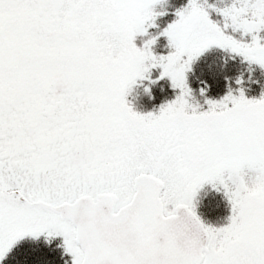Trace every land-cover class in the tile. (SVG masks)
Listing matches in <instances>:
<instances>
[{"label":"snow or ice","instance_id":"obj_1","mask_svg":"<svg viewBox=\"0 0 264 264\" xmlns=\"http://www.w3.org/2000/svg\"><path fill=\"white\" fill-rule=\"evenodd\" d=\"M164 2L0 0V262L46 235L72 264H264V94L200 111L186 75L212 47L264 68V0H189L157 56L136 39ZM155 68L180 95L141 114L127 97ZM206 184L224 226L198 214Z\"/></svg>","mask_w":264,"mask_h":264},{"label":"rangeland","instance_id":"obj_2","mask_svg":"<svg viewBox=\"0 0 264 264\" xmlns=\"http://www.w3.org/2000/svg\"><path fill=\"white\" fill-rule=\"evenodd\" d=\"M202 2V0H201ZM187 3H189V0H187ZM215 5L217 8H224L226 6H231L233 3V0H208V4ZM188 4H185L182 6V4H174L170 2V0H165L164 3L157 4L155 6V11L157 13H164L166 9H176V11H179L186 7ZM211 18L214 22H217L221 26H223L224 19L222 16L216 14L215 12H211ZM165 17L163 15H160L156 19V23L164 24L165 25ZM178 19V18H177ZM176 19V20H177ZM161 26V25H160ZM166 30V29H164ZM162 31L161 33H163ZM161 33L155 35V38L157 39L156 44L153 46L152 51L157 56H167L171 53L172 49L169 46V41L166 36L161 35ZM143 38H146L145 36H138L136 39V44L138 47H140V41L143 40ZM150 38V37H149ZM237 38H241L239 34H237ZM246 42H250L251 37L244 38ZM159 40L163 42H159ZM229 53L232 55L230 51H226L223 49H220L218 47H212L209 50H207L204 54H202L199 58H197L191 65V68H193V65L195 67L192 69V71L186 74L187 76V83L188 86L191 87V85H194L198 82H203L206 84V86H209L207 91L205 93L210 94L208 98H212L213 101H220L222 100L226 95L223 94L225 90H221V88L227 89L229 83L231 87H234L232 90V93L234 95H239V89L236 88H251L252 84H254L253 81H257L259 79V75L257 74L258 69H253L254 73L250 74V76L246 77V80H251L250 83H247L243 81V84H238L237 81L241 77L240 75H246V72H240L239 76L237 77L236 72L230 68V61L225 65V62H222L220 57L222 54ZM237 62V61H236ZM241 62V63H240ZM240 65H243L248 68L249 66L256 65L251 64L247 66V62L240 61ZM233 68H239L240 66H232ZM261 68V67H260ZM262 69V68H261ZM264 69V68H263ZM168 78V77H167ZM170 79V78H169ZM172 86V85H171ZM263 86V85H262ZM134 87V86H133ZM236 89V90H235ZM179 89H175L172 86L171 90V98H173V101L177 97V91ZM200 94V91H198ZM229 92V90H228ZM217 93V94H216ZM220 93L223 95L220 97ZM196 94V95H199ZM214 94V95H213ZM248 94L247 97L249 99H258L261 97L262 94H264V90L260 94H252V93H246ZM201 95V94H200ZM199 95V96H200ZM127 100L130 101V104L133 106L134 110L141 114H147L149 112L153 113H159V110H153L149 109L148 112L146 108H149V101L148 97L145 94H142V97L139 92L135 91V89L132 88L130 94L127 97ZM203 100L205 101V96L200 97V100L196 99V103L199 106L200 111H204L203 107H201V104H203ZM142 106V108L140 107ZM209 107V106H207ZM217 187L220 189L217 191L211 184H206L204 187L200 190L196 200H197V211L201 219L208 225L215 226V227H221L228 223L229 217L231 215V205L225 195L224 189L222 185H217ZM208 188V191L206 189ZM43 238V239H40ZM51 243L57 242L56 246L63 247L62 255H65V249H64V241L62 237H54L51 238ZM49 244V238L46 235H41L39 238H33V237H26L23 240L19 241L13 249L8 253L10 255L9 260L12 259H20L22 255L27 253H32L31 255L39 254L38 257L42 258L44 257V260H47L50 256L49 254H52V249H50ZM58 264H72V258L70 255L67 256L66 261H62V256L58 255ZM9 260H6V262ZM14 262V261H12ZM39 264H50V261H37Z\"/></svg>","mask_w":264,"mask_h":264},{"label":"trees","instance_id":"obj_3","mask_svg":"<svg viewBox=\"0 0 264 264\" xmlns=\"http://www.w3.org/2000/svg\"><path fill=\"white\" fill-rule=\"evenodd\" d=\"M170 2H172L174 4H182V6L185 4H188L187 0H170ZM201 3H203V0ZM176 9H170L169 8V9L165 10V12H164L165 14L163 15V17H165L164 18L165 19V25L163 23L158 25L155 21L157 26L150 28L149 34L147 36H145L146 38H143V40L140 41V47L141 48L143 47L144 43L147 40L152 39V38H154L155 35L161 33L162 31H165L164 29H167L170 24H172L176 21V19L178 18L176 15V13H177ZM159 42H163V41L159 40ZM159 56H162V55H159ZM220 59L222 62H225V65L227 63H229V61H230V68L236 72L237 77L239 76L240 72H246V75H240L241 77L238 80H243L247 83H250L251 80H246V77H248V76H250V74L254 73L253 69H255V68L258 69L257 74L259 75V79L257 81H253L254 84H252V85H254V86H252L251 88H244V90H245V93H252V94H260L262 92V90H264V69L263 68L261 69L259 65H255V66L252 65V66H249L248 68H243L245 66L240 65V63H241L240 61L245 62V60L242 57L236 56L234 54L231 55L229 53L222 54ZM248 65H249V62H247V66ZM232 66H236V67L240 66V67L239 68H233ZM194 67H195V65H193V68ZM162 71L163 70L160 68L151 69L150 79L139 80L137 82V84L134 85V87H133V89H135V91L140 93L141 97H142V94L146 93V96L148 97V101H149V108H146L147 112L149 109H152V108H153V110H160L162 106L173 101V98H171V94H170L171 90H172L171 80L167 77L160 79ZM189 73H188V75H189ZM146 75H148V74H146ZM151 81H156V83H152ZM208 87L209 86H206V84H204L203 82H198V83H195L194 85H191L190 89L192 90V96L189 98V103L192 104L193 106H197L196 99L200 100V97L202 95L201 90H203L204 94L202 96H205V101L203 100L204 103L201 104V107H203L204 111H207L208 110L207 101L213 100L212 99L213 97L208 98L210 94L205 93V91H207ZM146 88L150 89L151 91L146 92L145 91ZM220 89L222 91L225 90L223 92V94L227 95L228 90L234 89V87H231L230 83H229L227 89L221 88V87H220ZM236 89L240 90V88H236ZM176 91H177L176 96L180 95V90H176ZM198 91H200L201 95L199 94ZM196 94H199L200 96L196 95ZM220 94H221L220 95V97H221L223 94L222 93H220ZM247 95L248 94H246V96ZM129 103H130V101H129ZM140 107L142 108L141 105H140ZM206 191H208V188L206 189ZM40 239H43V238H40ZM56 244H57V242H53V243H51V241L49 242L48 245L50 246V249H52V254H49L50 256L48 257L47 260H44V257H42V258L38 257L39 254H36V256L31 255L32 253H27V254L22 255L20 259L9 260L11 258H10V255L7 254V258L5 260H3L2 262H0V264H39V263H37V261H50V264H58V257L56 255V253L58 255L62 256V257H60V258H62V261H66L68 255H66V256L62 255L61 249L63 247L61 246V248H59V246H56ZM6 260H9V262L8 261L6 262ZM12 261H14V262H12Z\"/></svg>","mask_w":264,"mask_h":264}]
</instances>
